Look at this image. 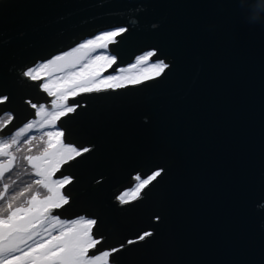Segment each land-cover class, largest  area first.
Here are the masks:
<instances>
[{
	"label": "water",
	"instance_id": "1",
	"mask_svg": "<svg viewBox=\"0 0 264 264\" xmlns=\"http://www.w3.org/2000/svg\"><path fill=\"white\" fill-rule=\"evenodd\" d=\"M257 15L264 0L0 1V95L10 97L2 111L16 114L3 137L33 117L26 99L44 100L24 69L83 36L128 29L111 47L109 73L153 50L169 66L138 86L81 95L86 106L59 123L92 149L55 176L73 177L77 196L53 214L96 220L97 254L123 247L114 264H264V23H249ZM160 170L141 198H115L135 174Z\"/></svg>",
	"mask_w": 264,
	"mask_h": 264
},
{
	"label": "snow or ice",
	"instance_id": "2",
	"mask_svg": "<svg viewBox=\"0 0 264 264\" xmlns=\"http://www.w3.org/2000/svg\"><path fill=\"white\" fill-rule=\"evenodd\" d=\"M127 30L125 27H119L102 32L84 41L71 52L63 53L22 73L26 80L35 82L41 80L42 69H48L49 65L57 61L62 62L59 66L69 69L55 88L50 87L49 83L38 84V87L55 97L52 105H49V107L54 106L55 111L46 112L43 116L37 112L36 115L40 116L39 121L32 120L25 123L7 138L0 136V264H108L107 258L110 252L89 256V249L99 243L91 234V227L96 224L95 220H85L83 217L71 221L61 220L58 214H53L54 209H60L62 205L68 203L67 197L60 191V186L65 184L69 178L53 180L52 174L62 162L80 155L81 150L62 144L59 140V137L63 135L62 131H48L44 133L47 137L46 146L38 155H27L20 158L30 165V173L26 165L16 164V153L20 151L21 137L26 132L32 131L34 126L43 128L48 125L54 128L57 117L74 111V108L67 104L69 96H76L82 92L98 93L106 89H123L129 85L138 86L145 80L160 77L165 72L169 66L163 60L148 64L149 58L155 55L154 50L136 57L135 62L128 65L129 69H133L137 64L144 62L148 68V75L124 74L126 69L118 68L116 74L101 77L100 71L110 67L116 61L114 56L103 57L105 63L98 67H91V63H88L76 70L77 61L70 59L73 52L86 47L89 51H95L97 47L107 48L109 41ZM101 40L104 41L103 44L96 43ZM101 59L102 57L96 56L92 58V62ZM9 99V95H0V105L7 103ZM27 103L33 109L37 108V105L31 101ZM13 118L9 115V119L4 121V126ZM35 139V136L29 137L25 143ZM82 151L87 152L89 149L85 148ZM21 173L28 175L34 173L38 179L26 182L21 188L14 179ZM160 175V171L154 172L132 191L138 194L144 186ZM33 183L45 190L42 198L39 190L33 192ZM127 195L128 193H125L119 199L127 203L125 199ZM148 236H151V233L146 232L139 237V240L142 241ZM135 242L128 241L129 244ZM120 250L114 248L111 252Z\"/></svg>",
	"mask_w": 264,
	"mask_h": 264
},
{
	"label": "flooded vegetation",
	"instance_id": "3",
	"mask_svg": "<svg viewBox=\"0 0 264 264\" xmlns=\"http://www.w3.org/2000/svg\"><path fill=\"white\" fill-rule=\"evenodd\" d=\"M0 1H3V0H0ZM98 34H100V33H95L94 35H86V36H83V37L80 39L79 43H78L77 45H75L73 48H71V49H67L66 51H64V52H62V53H60V54L53 55L50 59L39 60V61L32 62L31 64H29V65L24 69V71L27 70V69L33 68V67L36 66V65H40V64H43V63H45V62H47V61H49V60H52L54 57L59 56V55H62L63 53L69 52L70 50H72V49L76 48L77 46H79L80 44H82L84 41L96 37ZM118 38H119V37H118ZM118 38L115 39V42L112 43V44L110 45V54H111L112 56H114V57H116V56L113 54V52H112V50H111V47H112V45H114L115 43H117ZM116 62H117V58H116ZM116 62H115V63H116ZM110 70H111V69H110ZM110 70H109V71H110ZM109 71L106 72L105 75H109V74H114V73H116V72H114V73H109ZM46 80H47V78L45 77V78H41V80H39V81H35V82L38 83V84H40V83H44ZM108 90H111V89H108ZM115 90H118V89H115ZM38 91H39V93H41V95L43 96V97H41V99H44L43 101L40 100V102H39V101H38V102H35V101H33V100H30V99H26V101H25L26 103H27V101H31V103L37 105V108H36V109H33V108L28 104L29 108H31L32 111H33V117H32L29 121H32V120H36V121H37V120H38V117H39V116H37L36 113H37V112H40V110H41V106H43V110H44V112H50V111H52V110L54 109V106H53V107H49V105H52L53 101L55 100V97L49 95L46 91H44V90H43L42 88H40V87H38ZM102 91H103V90H102ZM86 94H88V93H85V95H86ZM82 95H84V94H82ZM80 96H81V95H79V96H77V97H74V98H72V99H68V100H67V104H68L69 106H72V107L74 108V111L71 112V113H67L66 115H64V116H62V117H60V118H58V119H57V125H55V127L52 129V131H62V132H63V135H62L61 137H62V139H63V141H64L65 144H67V145H71V146L75 147L76 149L81 150V151H80V155H78V156H74V157L72 158L73 160L76 159L77 157L82 156V155L88 153L89 151H91V149H92V142L90 141V142L85 143V140L81 139V137L78 136V134L76 133V130H75V129H67V128H64V127L60 126L59 123H60V121H62L63 119L68 118L69 116L74 115V114H75L80 108H83V107L86 106V104H78V103H76L77 98L80 97ZM5 105H6V103L3 104V105H0V136H2L1 133L3 132V130L6 129V128H7V127H8V126L14 121V119L16 118V114H15L13 111H11V110H5V111H2V110L5 108ZM18 110H19V109H18ZM44 114H45V113H44ZM44 114H43V115H44ZM9 115H11V116L14 117V118L11 120L10 123H8L6 126H4V121H7V120L9 119ZM43 115H42V116H43ZM29 121H27V122H29ZM27 122H26V123H27ZM24 124H25V123H24ZM24 124H22L20 127H19V125H18V126L16 127V129H14L10 134H14V132H15V131H18V130H19ZM44 130H47V129H44ZM26 133H27V137H28V139H29L30 135L35 136V135L39 134V131H35L34 128H33L32 131H30V132H26ZM40 133H42V132H40ZM10 134H8V135H10ZM8 135L4 136V138H7ZM85 148L89 149V151H87V152L82 151V150L85 149ZM72 159H70V160L72 161ZM160 172H161V175H162V172H163V171L160 170ZM161 175H160V176H161ZM66 177H68L69 179H68V182H67L66 186L64 187V191H65V190H68V192H67V194L64 193V196L67 197V199H68V203L62 205V207H61L60 209H63V208H65V207H66L67 209H69V206L72 204V203H71L72 200L77 196V194L72 193V192H69V189H70L71 185H73V184L75 183V179H74L73 177H71V176H66ZM158 177H159V176H158ZM158 177H156V179H157ZM146 178H147V176L143 175L141 172L135 174V175H134L129 181H127L126 183H124L123 185H121V187H119V188L115 191V194H116L115 198H116L117 200H120V201H121L122 203H124V204H125V202H124L123 200L119 199V198H120L122 195H124L125 193H128V195L125 197V199L127 200V203H128V202H131V201H134V200H136V199L141 198V194L143 193V191L145 190V188H147V187H148L152 182H154L156 179L153 180V181H150V183H149L148 185L144 186V187L140 190V192H139L138 194H136V192H134V191H132V190H134L135 187H136L137 185H139V184L141 183V181L144 180V179H146ZM102 180H103V179H102ZM102 180L97 181V182L95 183V186L98 185ZM134 197H135V198H134ZM59 216H60L61 220H69V221H71V220H73V219H79L80 217H83L85 220H86V219H92V218H90V217L88 216V214H83V215H81V216H79V217H76V218H72V217H64V218H63V217H61V216H63V215H59ZM93 220H94V219H93ZM95 221H96V220H95ZM95 226H96V224H94V227H95ZM94 227H93V229H94ZM93 233H94V232L92 231V236H93L96 240H98L99 243H97V244L95 245L94 248L89 249V255H90V256L98 255V254H99V253L97 254V249H99V246H100L99 244L103 241L102 239H97V238L95 237V235H93ZM122 248H123V247H121V248H119V249H122ZM111 250H112V248L107 249V250L104 251V252H110V253H111V254H110V264H114L113 255H114L116 252H111Z\"/></svg>",
	"mask_w": 264,
	"mask_h": 264
},
{
	"label": "rangeland",
	"instance_id": "4",
	"mask_svg": "<svg viewBox=\"0 0 264 264\" xmlns=\"http://www.w3.org/2000/svg\"><path fill=\"white\" fill-rule=\"evenodd\" d=\"M107 31H110V30H107ZM103 32H105V31H103ZM100 33H102V32H100ZM122 34H124V33H122ZM122 34H120V35H122ZM117 37L114 38V40L108 42L107 48L97 47L95 51H89L88 47H86L84 49H80L77 52H73L72 53V57L70 59H73L74 61H77L76 62V70H79L81 68V65H83V64L91 63V67H98L99 65L104 64L105 60L103 59V57L112 56L110 54V45L115 42V39H117ZM96 43L97 44H103L104 41L101 40V41H97ZM76 48H78V46ZM69 52H71V50ZM144 53H146V52H144ZM144 53H142L141 55H143ZM141 55H139V56H141ZM96 56H100V57H102V59L99 60V61L92 62V58L96 57ZM152 57H154V55ZM152 57L149 58L148 64H151L152 62H155V61L152 60ZM66 59H68V58H66ZM115 62L112 63L110 67L102 69L100 71V76L101 77L107 76L104 73L106 71L110 70L115 65ZM133 63H131V64H133ZM61 64H62L61 61H57L55 64L49 65L48 69H42L41 70V78H45V77L47 78V80L44 83H49L50 87H53V88L56 87L58 81L62 77H64L65 74L69 71L68 68L59 66ZM121 68L126 69V72L124 74H128V73L141 74V75H148L149 74L147 65H145L144 62H141L140 64H137L136 68H133V69H129L128 66L121 67ZM114 74H116V73H114ZM151 80H154V79H151ZM147 81H150V80H145L144 82H147ZM129 86H134V85H129ZM106 90H108V89H106ZM113 90H115V89H113ZM82 94H85V93L82 92V93H80V94H78L76 96H69L68 99H72V98L77 97V96L82 95ZM52 111H55V107H54V109ZM39 113H40V116H42L46 112H44V110H40ZM40 116L38 117L37 121H39ZM62 116H64V115H62ZM62 116H59V117L56 118L55 125H57V119L62 117ZM33 128H34L35 131H39V134L35 135L36 139L35 140H31L29 143H25V141L28 140L27 133H25V135L21 137V141H20V145H19L20 151L16 153V156H17L16 164L17 165H19V164L24 162V160L20 159L23 156L38 155L43 150V148L46 146L47 137L44 135V133H46L48 131H52V129H53L52 127H49L48 125H45L43 128H39L37 126H34ZM44 129H47V130H44ZM40 132H42V133H40ZM30 137H32V135H30ZM59 140H60V142L62 144L67 145V144L64 143V141H63L61 136L59 137ZM14 147H16V146H14ZM70 161H71L70 159L69 160H65L64 162H62L60 164L59 168L52 174V179L53 180L62 179V178H59V177L55 178V176H57V173L61 170V168L64 166V164H66V163H68ZM25 163L27 164L26 160H25ZM27 168H28V172L30 173L31 172L30 165H27ZM31 175H34V173L31 174ZM27 176H30V175H28L26 173H21V176H19V174H18L17 176L14 177V179H16V181H17V184L19 186H21V188L24 187V185L22 183L24 182V179ZM34 178L38 179V177H34ZM67 182H68V180H67ZM67 182L65 184H63L62 186H60V191H61V193L63 195H64V187L66 186ZM37 190L40 191L41 198H42L45 190H43L42 188H40V186L35 185L33 183V192L35 193ZM86 220H88V219H86ZM93 227H94V225H92V227H91V234H92V231H93ZM103 252H101V253H103ZM101 253H99L98 255H100ZM107 261H108V264H110V255L108 256Z\"/></svg>",
	"mask_w": 264,
	"mask_h": 264
},
{
	"label": "clouds",
	"instance_id": "5",
	"mask_svg": "<svg viewBox=\"0 0 264 264\" xmlns=\"http://www.w3.org/2000/svg\"><path fill=\"white\" fill-rule=\"evenodd\" d=\"M249 23H264V16L257 15L256 19L249 20Z\"/></svg>",
	"mask_w": 264,
	"mask_h": 264
},
{
	"label": "trees",
	"instance_id": "6",
	"mask_svg": "<svg viewBox=\"0 0 264 264\" xmlns=\"http://www.w3.org/2000/svg\"><path fill=\"white\" fill-rule=\"evenodd\" d=\"M22 164H25L27 166V164L25 163V160ZM19 176H21V174H19ZM35 176L34 175H30V176H27L25 179H24V182L22 183L23 185H25L26 182H31L33 180H35L34 178ZM21 187V186H20Z\"/></svg>",
	"mask_w": 264,
	"mask_h": 264
}]
</instances>
